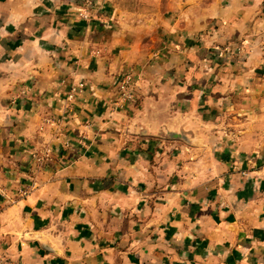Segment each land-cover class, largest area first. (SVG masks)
I'll use <instances>...</instances> for the list:
<instances>
[{
    "label": "crops",
    "instance_id": "crops-1",
    "mask_svg": "<svg viewBox=\"0 0 264 264\" xmlns=\"http://www.w3.org/2000/svg\"><path fill=\"white\" fill-rule=\"evenodd\" d=\"M133 16L115 0H0V255L264 264V0ZM155 106L220 128L195 148L129 135Z\"/></svg>",
    "mask_w": 264,
    "mask_h": 264
},
{
    "label": "water",
    "instance_id": "water-1",
    "mask_svg": "<svg viewBox=\"0 0 264 264\" xmlns=\"http://www.w3.org/2000/svg\"><path fill=\"white\" fill-rule=\"evenodd\" d=\"M5 78L6 75L0 73V79ZM218 128L220 126L205 123L202 116L197 117L193 113L171 125L167 122L165 112L155 106L154 114L146 120L142 118L132 120L128 127V133L131 136L140 138L180 142L187 147L195 148L205 144L200 137L202 133L210 134ZM233 208L234 211H238L237 206L234 205Z\"/></svg>",
    "mask_w": 264,
    "mask_h": 264
},
{
    "label": "rangeland",
    "instance_id": "rangeland-1",
    "mask_svg": "<svg viewBox=\"0 0 264 264\" xmlns=\"http://www.w3.org/2000/svg\"><path fill=\"white\" fill-rule=\"evenodd\" d=\"M187 1L189 0H115L120 11L131 13L136 18H140L143 14L150 18L157 17L159 13L175 6V4ZM202 115L203 121H214L216 124L220 122V119L214 118L211 114Z\"/></svg>",
    "mask_w": 264,
    "mask_h": 264
},
{
    "label": "built area",
    "instance_id": "built-area-1",
    "mask_svg": "<svg viewBox=\"0 0 264 264\" xmlns=\"http://www.w3.org/2000/svg\"><path fill=\"white\" fill-rule=\"evenodd\" d=\"M133 84L131 83V78L129 76H124L118 86V98L120 102L127 101L132 98V93L134 90ZM116 101L113 103V107H117ZM48 159V151L38 152L33 155V161L35 162V169L42 167L45 161ZM0 264H23L20 259H13L5 255H0Z\"/></svg>",
    "mask_w": 264,
    "mask_h": 264
},
{
    "label": "bare ground",
    "instance_id": "bare-ground-1",
    "mask_svg": "<svg viewBox=\"0 0 264 264\" xmlns=\"http://www.w3.org/2000/svg\"><path fill=\"white\" fill-rule=\"evenodd\" d=\"M187 167L190 169V170H192V171H194V172H200V169H201V167H202V161H199V162H195V163H189L188 165H187Z\"/></svg>",
    "mask_w": 264,
    "mask_h": 264
}]
</instances>
